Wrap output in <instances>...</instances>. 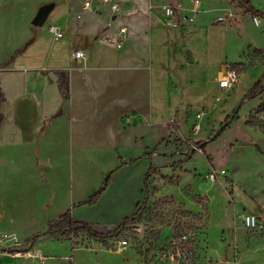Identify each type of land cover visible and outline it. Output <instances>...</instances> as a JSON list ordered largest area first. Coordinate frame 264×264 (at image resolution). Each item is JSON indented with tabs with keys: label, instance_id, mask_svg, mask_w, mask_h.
Returning <instances> with one entry per match:
<instances>
[{
	"label": "rangeland",
	"instance_id": "rangeland-1",
	"mask_svg": "<svg viewBox=\"0 0 264 264\" xmlns=\"http://www.w3.org/2000/svg\"><path fill=\"white\" fill-rule=\"evenodd\" d=\"M231 1L235 13L223 14L221 22L216 18L224 1L208 4V28H188L176 44L164 47L162 63H156L152 48V90L150 84L131 109L127 93L114 94L106 84L96 98L85 75L80 78L83 105L98 100L93 126L85 124L91 111H82L78 98L69 110L65 98L52 125L38 122L31 108L19 109V135L0 102V246L36 257L40 264H264V220L251 229L241 219L264 208V96H249L264 74V0H246L259 13L258 25L244 0ZM37 9L21 12L18 21H31ZM65 15L59 3L41 27H33L43 42L39 48L50 49L47 27ZM64 41L61 49L71 64L76 46ZM144 44L140 51L150 52ZM234 62L238 65L229 69L235 70L237 82L220 89L222 68ZM156 77H161L157 92ZM118 96L125 106L109 107ZM131 113L141 120L129 122ZM157 119L162 138L160 126L158 131L151 126ZM88 127L98 130V139L81 138ZM119 165L95 206L72 209ZM216 170L225 175L210 181L208 174ZM68 208L103 233L131 219L101 240L81 233L74 239L40 236L29 244L32 235Z\"/></svg>",
	"mask_w": 264,
	"mask_h": 264
},
{
	"label": "crops",
	"instance_id": "crops-1",
	"mask_svg": "<svg viewBox=\"0 0 264 264\" xmlns=\"http://www.w3.org/2000/svg\"><path fill=\"white\" fill-rule=\"evenodd\" d=\"M85 1L87 0H0V94L2 96L0 102L6 109V114L13 119L12 124L17 127L19 135L23 133L21 125L16 122L19 109L31 108L38 122L51 121L50 125L56 124L53 120L59 117L65 98L69 110L75 98L79 101L82 99L80 78L83 80L84 75L96 98L98 97L97 92L104 90L100 87L108 84V87L114 90V94L121 96L127 93V106L131 109L133 101L134 103L140 101L146 92L148 93L150 84L152 90V67L148 66L150 59L152 62V48H156L153 56L156 63H162L161 54L164 47L168 44H176L177 38L184 36L188 28L195 32L206 30L209 25L208 4L214 0H204L203 5L198 0L189 1V5L186 0H111L120 7L115 17L111 14L109 7L101 4L99 0H90L96 12L84 9ZM223 1L225 6L218 9L220 14L216 18L218 22H221L219 18H222L223 14L230 16L235 13L232 1ZM195 2L198 3L195 4ZM48 3H53L54 7L63 3L66 15L62 22L55 23L63 34L62 39L54 40L47 27L52 44L46 52L44 48H39L42 47L43 42L37 31H33L31 21L28 19L20 22L18 19L19 14L27 12L29 7H33L35 11L37 7ZM167 6L173 8L175 19L178 22V25L174 27L165 25L163 9ZM141 11H145L146 15L142 16ZM234 22H236V17L230 23L234 24ZM119 26H125L127 29L126 39L120 48L107 45L101 40L97 41L99 34L102 37L112 35ZM65 38L72 41V46H76L74 51L83 50L85 52L84 59H74L72 53L70 55L71 64H68L67 57L63 54L64 50L61 49ZM96 42L101 46H98ZM146 42L149 44L150 52L143 53L140 49ZM19 49L22 51L14 54ZM13 55L14 57L11 58ZM41 55L43 59L40 58ZM172 56L175 58V54ZM7 60L8 64L3 65ZM60 61H63V64L57 65ZM237 65L238 63L235 62L226 63L219 76L230 66ZM105 73L110 75L108 80L103 75ZM160 78L156 77V92ZM141 80H143L144 87H142ZM7 83L11 85L7 86ZM214 83L216 84V80ZM118 98L113 99L109 107L112 108L115 105V107L123 108L126 103L119 96ZM96 101H93L91 106L88 105L89 107L84 106L82 101L79 102L82 111H91V117L85 122L88 126H93L98 115L95 110L99 104L98 100ZM141 118L146 121V114ZM139 120H141L140 117L138 119L133 113L130 114L129 122L136 124ZM151 126H154L157 131L160 126L159 138L165 136L162 121L157 119ZM51 129L50 127L49 131ZM86 129H88L86 133L84 129L80 133L82 139H94L95 137L98 139L97 129L92 127ZM120 167L121 165L113 169L112 174L121 169ZM141 176L143 177L142 172ZM110 185L111 180L106 190L110 188ZM124 208L125 206L122 210ZM72 218L80 220L73 216ZM0 264L40 263L36 257L21 255L8 246H0Z\"/></svg>",
	"mask_w": 264,
	"mask_h": 264
},
{
	"label": "trees",
	"instance_id": "trees-1",
	"mask_svg": "<svg viewBox=\"0 0 264 264\" xmlns=\"http://www.w3.org/2000/svg\"><path fill=\"white\" fill-rule=\"evenodd\" d=\"M246 5H247V11L249 13L252 14V16L256 17V15H259V13L254 10L246 0H244ZM262 15V14H260ZM22 49L17 50L14 54L21 52ZM14 57L11 56V58ZM8 60L4 62L3 65L8 64ZM262 81H264V74L262 76V79H260L259 81H257L255 83V85L253 86V88L251 89L249 96L251 97H255V96H259V95H263L264 96V82L262 83ZM199 151H201V153L207 158V154L205 152L204 146L203 144H200L199 146ZM152 169L151 166H149V170ZM112 171H109L102 183L100 184V186L94 190L85 200L75 204L72 206L73 208L76 207H82V206H87V207H91L94 206L98 199L100 198V196L102 195V193L107 189L108 185H109V177L112 174ZM148 173L145 174L144 176V180H146ZM226 184L229 185L230 187L233 186L231 180H225ZM258 211L255 213H249L252 214L256 217H261L264 216V208H260L257 207ZM131 218L125 217L122 222L114 229L113 232L110 233H103L100 232L98 230H96L94 228V226L86 221L83 220H75L72 218L71 216V212L70 209H67L63 212H61L60 214H58V216L52 221L49 222L45 229L37 234H34L31 239L30 242H34L36 239H38L40 236L43 235H50V236H55L61 239H74L77 238L81 233L87 235L90 239L93 240H101V239H105L107 237H109L111 234L117 232L120 227H122L125 223H127Z\"/></svg>",
	"mask_w": 264,
	"mask_h": 264
},
{
	"label": "built area",
	"instance_id": "built-area-1",
	"mask_svg": "<svg viewBox=\"0 0 264 264\" xmlns=\"http://www.w3.org/2000/svg\"><path fill=\"white\" fill-rule=\"evenodd\" d=\"M101 4H105L109 7V10L111 14L114 15V17L119 13L120 7L117 3L112 2L111 0H99ZM198 2H195L197 4ZM83 8L87 9L91 12H96L95 8L92 7L91 1L87 0L83 3ZM164 16H165V25L168 27H174L178 25V22L175 19L174 11L171 6H167L163 9ZM219 20H222V18H219ZM253 22L258 25L259 20L257 17L253 18ZM48 32L52 35L54 40H60L63 38V34L61 31L58 30L57 26L55 25H49L48 26ZM126 32L127 29L125 26H119L117 30L109 36L102 37L100 40L101 42L112 45L115 48H120L123 44V42L126 39ZM73 58L77 60H82L85 58V52L83 50H76L73 52ZM237 82V74L235 70L227 68L223 74H221L218 77V86L219 88L223 90H228L234 87L235 83ZM224 170H216L211 171L208 174V179L210 181H214L215 179L224 176ZM242 223L246 228H257L264 220V216L262 217H256L252 214L245 213L242 214ZM172 258V255H171Z\"/></svg>",
	"mask_w": 264,
	"mask_h": 264
},
{
	"label": "water",
	"instance_id": "water-1",
	"mask_svg": "<svg viewBox=\"0 0 264 264\" xmlns=\"http://www.w3.org/2000/svg\"><path fill=\"white\" fill-rule=\"evenodd\" d=\"M53 7H54L53 3L41 5L38 8L35 16L31 20V25L35 28L41 27L44 24V22L46 21L50 12L53 10Z\"/></svg>",
	"mask_w": 264,
	"mask_h": 264
}]
</instances>
